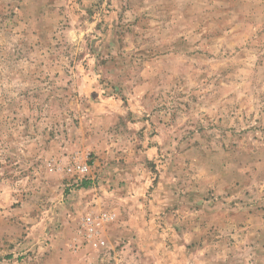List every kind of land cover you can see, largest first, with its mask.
<instances>
[{"label":"rangeland","instance_id":"1","mask_svg":"<svg viewBox=\"0 0 264 264\" xmlns=\"http://www.w3.org/2000/svg\"><path fill=\"white\" fill-rule=\"evenodd\" d=\"M0 264H264V0H0Z\"/></svg>","mask_w":264,"mask_h":264},{"label":"trees","instance_id":"2","mask_svg":"<svg viewBox=\"0 0 264 264\" xmlns=\"http://www.w3.org/2000/svg\"><path fill=\"white\" fill-rule=\"evenodd\" d=\"M83 186H84V187H86V186H87V183H86V182H84Z\"/></svg>","mask_w":264,"mask_h":264}]
</instances>
